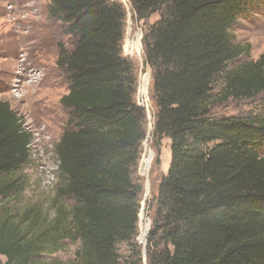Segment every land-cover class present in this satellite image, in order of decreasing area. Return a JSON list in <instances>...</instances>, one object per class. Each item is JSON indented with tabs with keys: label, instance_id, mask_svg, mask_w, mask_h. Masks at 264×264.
Returning a JSON list of instances; mask_svg holds the SVG:
<instances>
[{
	"label": "trees",
	"instance_id": "1",
	"mask_svg": "<svg viewBox=\"0 0 264 264\" xmlns=\"http://www.w3.org/2000/svg\"><path fill=\"white\" fill-rule=\"evenodd\" d=\"M129 2L49 4L50 18L76 37L71 51L60 45L57 60L70 82L61 98L68 128L55 146L64 182L55 217L29 241L0 213L4 264H66L38 257L62 241L80 242L79 264H123V242L137 257L129 264L143 259L135 238L144 187L135 174L148 119L135 63L123 50L130 11L147 25L158 153L171 140L168 171L148 205L147 264H264V116L214 115L210 106L220 74L224 100L264 94V54L227 69L249 49L235 42L232 27L264 0ZM31 137L23 117L0 101V198L21 190L15 175L30 161Z\"/></svg>",
	"mask_w": 264,
	"mask_h": 264
},
{
	"label": "rangeland",
	"instance_id": "2",
	"mask_svg": "<svg viewBox=\"0 0 264 264\" xmlns=\"http://www.w3.org/2000/svg\"><path fill=\"white\" fill-rule=\"evenodd\" d=\"M51 1L0 0V101L7 102L17 111L32 133L30 161L15 175L20 179L22 188L0 198V213L20 223L28 241L55 217L54 201L64 182L58 172L55 146L68 128L70 111L61 104V98L69 92L70 82L67 74L57 65V60L60 45L71 51L76 37L67 32L63 22L50 18L48 7ZM123 2L130 7L129 0ZM159 16L158 12L152 14L147 23H154ZM146 28L145 21L138 20L130 11L123 50L135 63L139 81L137 101H143L145 104L142 106L147 110V137L143 142L142 159L146 157L145 154L154 153L148 176L139 171L135 174L144 187L139 230L135 238L143 256L142 260L139 256V264H147L146 245L152 223L148 211L149 201L157 193L171 159V140L164 138L158 153L153 138L157 109L152 97L153 72L145 59L143 39ZM231 32L235 42L249 46V49L247 54L229 63L227 69L245 61H256L264 54V5L239 19ZM125 46L134 47L133 53L126 54ZM221 75L215 79L211 93L210 106L214 115L264 116V94L252 99H222ZM150 161L151 158H148L146 162ZM64 203L74 204L69 199H65ZM60 243L63 245L59 250L51 253L48 248L38 257L47 262L79 264L76 251L80 242ZM132 250L126 242L119 245L123 264L137 259L130 256ZM5 262L6 257L0 254V264Z\"/></svg>",
	"mask_w": 264,
	"mask_h": 264
},
{
	"label": "built area",
	"instance_id": "3",
	"mask_svg": "<svg viewBox=\"0 0 264 264\" xmlns=\"http://www.w3.org/2000/svg\"><path fill=\"white\" fill-rule=\"evenodd\" d=\"M124 49H125V51H126V54H132L133 53V51H134V47L132 48H130V47H127L126 48V46L124 47ZM132 52V53H131ZM147 78V77H146ZM146 78H145V81H146ZM148 82V84H149V80L147 81ZM148 84H147V86H148ZM144 86H145V84H144ZM145 93L147 94V90H145ZM140 105H144L145 103L143 102V101H140V102H138ZM144 142V141H143ZM143 154V153H142ZM145 158H143L142 159V157H141V159H140V161H139V164H140V166H139V164H138V168H139V170L137 169V171H139L140 173H142V175H145V176H148V173H149V170H150V168H151V164L153 163V159H154V153L153 152H150V153H147V154H145ZM148 158H151V161H150V163H147L146 161H147V159Z\"/></svg>",
	"mask_w": 264,
	"mask_h": 264
}]
</instances>
